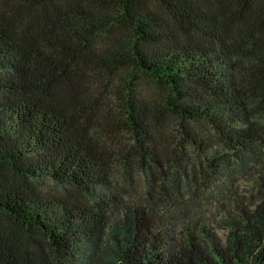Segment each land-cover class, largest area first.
<instances>
[{
	"label": "trees",
	"instance_id": "16d2710c",
	"mask_svg": "<svg viewBox=\"0 0 264 264\" xmlns=\"http://www.w3.org/2000/svg\"><path fill=\"white\" fill-rule=\"evenodd\" d=\"M139 76L163 99L145 96ZM108 95L149 166L163 169L156 122L180 121L189 152L176 173L234 195L224 236L110 190L91 104ZM257 114L264 0H0V264H77L105 232L121 246L118 264H264ZM239 172L250 176L244 194L232 188Z\"/></svg>",
	"mask_w": 264,
	"mask_h": 264
},
{
	"label": "rangeland",
	"instance_id": "374dc122",
	"mask_svg": "<svg viewBox=\"0 0 264 264\" xmlns=\"http://www.w3.org/2000/svg\"><path fill=\"white\" fill-rule=\"evenodd\" d=\"M137 79L145 96L163 99L166 93L162 87L142 76ZM97 98L91 101L92 107L98 106L92 121L98 119L97 122L101 124V128L97 126L95 130L98 140L95 143L103 154L110 190L125 203L158 207L164 214H172L171 209H177L176 212L183 219L189 216L203 218L207 223L213 224L221 236H224L227 233L226 219L229 207L235 205L234 195L227 193L221 185L207 192L192 186L188 187L182 175L183 171L180 170V174L176 173L173 160L189 152V139L180 121L165 113L162 119L156 122L159 125V132L155 140L154 156L159 158L163 169L159 166L158 168L149 166L147 155L143 158L140 144L131 133L124 112L117 113L109 95L106 98ZM259 109L261 108H257L255 112L260 113ZM257 117L264 126V114L260 117L257 114ZM209 144L211 145L212 142ZM192 150L196 154L205 150V147H197V149L194 147ZM192 159L197 163L199 161L198 157ZM48 184L52 187L56 186L53 182ZM249 184V173L239 172L232 186L234 193L244 194ZM188 203H194L193 209L178 211ZM113 217L111 221L116 223L113 226L116 231L113 233L123 232V228L126 227L124 218L119 214ZM105 233L95 247L87 248L89 256H85L87 258L77 264H118L115 255L121 246L113 240L109 232Z\"/></svg>",
	"mask_w": 264,
	"mask_h": 264
}]
</instances>
